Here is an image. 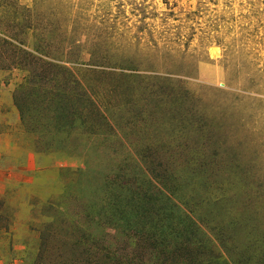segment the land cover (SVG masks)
<instances>
[{
    "label": "rangeland",
    "instance_id": "obj_1",
    "mask_svg": "<svg viewBox=\"0 0 264 264\" xmlns=\"http://www.w3.org/2000/svg\"><path fill=\"white\" fill-rule=\"evenodd\" d=\"M0 264H264V0H0Z\"/></svg>",
    "mask_w": 264,
    "mask_h": 264
}]
</instances>
